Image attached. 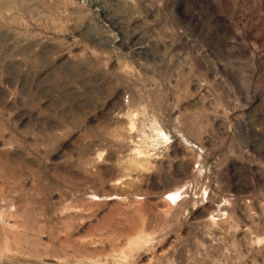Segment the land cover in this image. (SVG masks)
I'll use <instances>...</instances> for the list:
<instances>
[{
  "label": "rangeland",
  "instance_id": "1",
  "mask_svg": "<svg viewBox=\"0 0 264 264\" xmlns=\"http://www.w3.org/2000/svg\"><path fill=\"white\" fill-rule=\"evenodd\" d=\"M0 264H264V0H0Z\"/></svg>",
  "mask_w": 264,
  "mask_h": 264
}]
</instances>
